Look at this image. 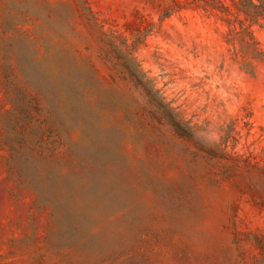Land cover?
I'll return each instance as SVG.
<instances>
[{
    "label": "rangeland",
    "instance_id": "rangeland-1",
    "mask_svg": "<svg viewBox=\"0 0 264 264\" xmlns=\"http://www.w3.org/2000/svg\"><path fill=\"white\" fill-rule=\"evenodd\" d=\"M11 97L64 137L0 151V264H264V0H0Z\"/></svg>",
    "mask_w": 264,
    "mask_h": 264
},
{
    "label": "trees",
    "instance_id": "trees-1",
    "mask_svg": "<svg viewBox=\"0 0 264 264\" xmlns=\"http://www.w3.org/2000/svg\"><path fill=\"white\" fill-rule=\"evenodd\" d=\"M101 41L107 48H116L106 40ZM11 75L16 77L15 73ZM21 91L24 96L25 90ZM172 121L175 128L181 129L180 122L175 119ZM63 129L64 124L57 119L50 102H30L11 97L4 108L0 109V151L7 150L10 153L11 167L19 171V179H22L23 169L19 165L18 170L17 166L19 157L28 152L45 160L52 159L48 138L50 133L57 131L63 139Z\"/></svg>",
    "mask_w": 264,
    "mask_h": 264
}]
</instances>
